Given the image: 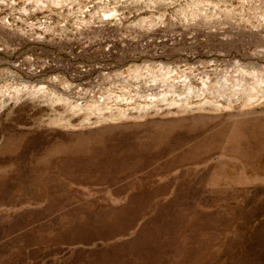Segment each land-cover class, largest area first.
<instances>
[{
	"label": "rangeland",
	"instance_id": "374dc122",
	"mask_svg": "<svg viewBox=\"0 0 264 264\" xmlns=\"http://www.w3.org/2000/svg\"><path fill=\"white\" fill-rule=\"evenodd\" d=\"M0 264H264V0H0Z\"/></svg>",
	"mask_w": 264,
	"mask_h": 264
}]
</instances>
